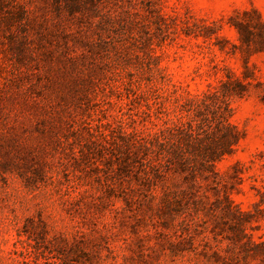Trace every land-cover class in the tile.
<instances>
[{
  "label": "rangeland",
  "instance_id": "obj_1",
  "mask_svg": "<svg viewBox=\"0 0 264 264\" xmlns=\"http://www.w3.org/2000/svg\"><path fill=\"white\" fill-rule=\"evenodd\" d=\"M262 261L264 0H0V264Z\"/></svg>",
  "mask_w": 264,
  "mask_h": 264
},
{
  "label": "trees",
  "instance_id": "obj_2",
  "mask_svg": "<svg viewBox=\"0 0 264 264\" xmlns=\"http://www.w3.org/2000/svg\"><path fill=\"white\" fill-rule=\"evenodd\" d=\"M205 98H203L201 95H191L190 101H192L194 104V108L200 110L201 107L205 105ZM215 122H217L216 131L218 133V138L215 142L216 147L209 149H199L200 154L205 156L204 158L207 162H215L216 160L231 154L234 151V147L240 143V135L230 126L228 118H226V114L224 112H221L218 118H215L214 121H211L212 124ZM170 156H172L173 159L179 161L181 168L186 167L188 160L183 158L185 156L183 151L177 150L172 154L170 153ZM207 158L209 160H207ZM262 263L264 264V261H262Z\"/></svg>",
  "mask_w": 264,
  "mask_h": 264
}]
</instances>
